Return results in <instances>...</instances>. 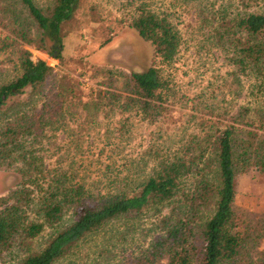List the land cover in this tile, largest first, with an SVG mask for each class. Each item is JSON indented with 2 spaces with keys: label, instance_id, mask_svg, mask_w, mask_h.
I'll use <instances>...</instances> for the list:
<instances>
[{
  "label": "trees",
  "instance_id": "trees-1",
  "mask_svg": "<svg viewBox=\"0 0 264 264\" xmlns=\"http://www.w3.org/2000/svg\"><path fill=\"white\" fill-rule=\"evenodd\" d=\"M11 1L35 22L39 49L45 48V41L60 47L61 25L73 18L80 3L51 0L49 12H44L33 0ZM6 10V4L0 5V14ZM177 25L170 15L143 4L131 19V27L150 44L151 62L144 71L125 77V89L161 105L120 94L100 98L95 89L83 96L68 77H61L52 90V67L18 50L19 75L0 83V162H21L24 170L20 187L0 198V260L15 246L30 243L45 227L54 226L58 230L41 250L26 253L15 264H55L108 224L145 215L155 219L153 235L113 264H226L235 257L240 245L233 211L237 174L253 162L264 175V137L256 132L245 130L241 140L237 138L241 129L199 118L183 129V137L175 145L149 144L137 158L122 164L111 156L90 155L88 166L94 162L100 169L88 180L79 178L83 160L78 157L67 156L70 160L65 169L58 165L59 159L54 163L58 166L43 164V148L58 139V133L63 131L70 138L85 136L95 129L103 106H113L120 117L136 116L151 124L176 118L163 104L169 105L179 96L190 100L188 95H180L171 79L170 68L182 45ZM213 27L217 45L228 54L232 80L219 79L210 97L217 98V93L228 98V104H235L238 74L245 73L252 79L251 94L244 99L245 105L237 107L233 121L264 131V11L238 13L230 19L222 16ZM9 30L23 42L32 43L16 19ZM0 41L3 51L9 43L5 38ZM101 84L110 86L111 82ZM33 97L38 98L36 104ZM66 112L81 114L80 119L72 120L78 121L74 125L78 131L66 130L67 121L62 120ZM126 122L120 125L119 136L125 133ZM175 124L169 122L170 127ZM118 135L116 132L115 137ZM110 137L105 136L103 142L107 147L114 145ZM34 199L37 206L32 210L29 206ZM29 212L35 218H29ZM66 214L71 215L70 221L60 225ZM252 264H264V258H254Z\"/></svg>",
  "mask_w": 264,
  "mask_h": 264
},
{
  "label": "rangeland",
  "instance_id": "rangeland-1",
  "mask_svg": "<svg viewBox=\"0 0 264 264\" xmlns=\"http://www.w3.org/2000/svg\"><path fill=\"white\" fill-rule=\"evenodd\" d=\"M33 1L44 12H49L51 0ZM4 4L7 6V12L0 14V40L5 38L9 44L0 51V83L8 82L19 75L18 50H23L30 53L31 59L44 61L52 67V90H55L61 77H68L73 80L76 90L83 96L90 89H95L100 98L120 94L138 102L161 105L125 89V77L133 72L144 71L151 62L150 44L141 39L131 27V19L135 16L138 6L143 4L156 12L170 15L171 20L177 22L181 35V49L176 56L174 67L170 68L171 79L182 92L180 95H188L190 100L179 96L173 103L163 104L174 111L176 120L151 124L136 116L120 117L113 106H103L95 120V129L86 132V137L74 135L70 138L63 131L58 133V139L51 140V145L43 148V154L46 155L44 165H54L59 159L58 165L65 169L70 160L66 159L67 156L78 157L77 160H83L79 178L88 180L100 169L98 163L93 162L92 166H88L86 158L91 157L90 155L94 158L100 156L102 159L111 156L117 160V164H122L126 160L137 158L149 144L175 145L182 139L183 129L187 130L191 123L199 118L241 129L237 134V138L241 140L245 139V130L256 132L259 138L264 137V131L233 121L232 115H238L237 107L245 105L244 99L251 94L249 87L252 79L245 76V73L238 74L240 86L238 91H234L238 95L235 104H228L229 99H222L217 93V98L213 95L210 97L216 88V82L221 79L230 82L232 80L229 74L232 68L228 67L227 63L228 54L217 45L213 26H216L222 16L230 19L238 13L263 12L264 0H80L73 18L61 25L60 47L45 41L44 49L38 48L41 45L38 42L39 30L25 9L11 0L0 3ZM14 19L21 24L32 43L27 44L10 32ZM1 43L3 42L0 41ZM109 81L110 86L101 84ZM37 99L33 97L35 104ZM71 113L63 114L62 120L67 121L66 130L78 131L74 126L78 121H74L80 119L81 114L71 116ZM125 120L126 131L119 136L118 130ZM169 122L176 124L170 127ZM116 132L119 138L115 137ZM109 135L110 142L114 144L112 147L103 143L105 136ZM88 143H92L91 148L87 147ZM74 145L79 147L73 149ZM6 163L8 160L2 164L0 162V198L20 187L21 172L24 170L21 162L15 161L11 165ZM35 201L36 199L29 206L32 210L37 206ZM233 211L240 245L235 257L226 264H252L254 258H264V175L256 170L253 162L237 174ZM28 217L35 218L31 212ZM70 218L71 215L66 214L60 225L68 223ZM154 222L152 216L146 215L112 222L88 236L74 247L67 257L55 264H113L114 259L121 260L122 254H128L133 246L147 241L153 235ZM56 230L58 227H45L30 243L19 244L12 251L5 253L0 264H15L26 253L41 250ZM123 248L127 249L122 251Z\"/></svg>",
  "mask_w": 264,
  "mask_h": 264
},
{
  "label": "flooded vegetation",
  "instance_id": "flooded-vegetation-1",
  "mask_svg": "<svg viewBox=\"0 0 264 264\" xmlns=\"http://www.w3.org/2000/svg\"><path fill=\"white\" fill-rule=\"evenodd\" d=\"M56 53V52H55Z\"/></svg>",
  "mask_w": 264,
  "mask_h": 264
}]
</instances>
